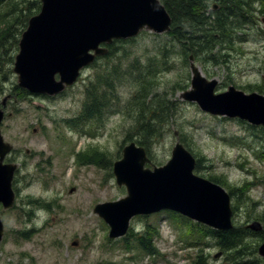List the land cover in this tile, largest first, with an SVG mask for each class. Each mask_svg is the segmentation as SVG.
<instances>
[{
    "label": "rangeland",
    "instance_id": "obj_1",
    "mask_svg": "<svg viewBox=\"0 0 264 264\" xmlns=\"http://www.w3.org/2000/svg\"><path fill=\"white\" fill-rule=\"evenodd\" d=\"M215 5L218 9L212 7V10L221 9L220 4L214 2ZM4 13L1 7L0 14ZM262 19L264 16L259 17L257 24L250 23L242 30L248 39L240 43L241 51L231 52L227 67L204 62L203 59L195 60L208 80L218 81L217 93L234 86L248 94L250 92L246 88L257 86L263 93L259 90L254 92L264 95V39L257 36L260 30H264ZM7 20L6 17L0 18V30ZM20 30L13 31L19 40L17 43L12 37L4 41L0 102L7 96L12 99L8 102L1 131L6 142L15 149L10 159L13 162L20 159L26 164L27 188L26 192L22 189L21 198L36 204V218L24 225L18 214H6L7 231L0 243V264H191L201 250L208 255L209 264H232V257L227 252L216 258L222 251L210 247L213 245L211 238L203 240L202 249L190 248L172 226L167 211L134 218L126 241L125 237L109 239L108 225L94 213L97 204L126 196L125 187L116 184L113 164L122 157L126 144L137 143L141 139L139 133H133L140 123L139 116L149 117L154 110H159L158 107L141 110L131 101L136 87L129 71L135 66L142 67L144 74L148 75L146 82L157 81L156 90L151 94L158 95L169 106L168 113L164 114L167 122L163 135L153 137L147 145L151 166L160 167L168 162L177 141L175 132H178L180 141L184 140L193 149L196 158H205L204 169L200 172L195 170L198 176L226 178L231 186L223 187L230 191L245 182L254 184L249 186L246 195L236 191L232 196L233 203L235 199L256 203L252 210L244 208L234 214V224L237 221L243 224L249 214L253 218L264 209V130L238 119L213 116L203 112L196 102L184 101L181 95L191 87L189 60L177 45L169 50L167 58H161L170 38L166 34L147 31L136 39L118 42L112 57H99L97 64L84 71L78 83L59 97L30 95L27 99L16 97L15 101L18 86L13 67L19 52ZM115 68L119 72L115 85L112 82L113 87L110 88L97 86L102 80V72L107 70L109 74ZM120 75L123 84L118 82ZM90 83L96 85L99 96L107 92L105 98L110 97V107L99 113L98 120L76 124L78 133L70 131L65 123L75 120L78 111L82 112L84 107L89 108L92 104L85 98ZM157 102L162 101L157 100L156 105ZM96 151L105 155L104 162L98 160L101 165H97L95 157L90 158L87 154ZM80 153L83 162L79 164L76 155ZM41 161L50 162L43 174L36 170ZM252 221L255 220L249 223ZM147 225L158 231L151 229L149 233L156 249L152 258L143 254L135 242L137 235L146 234ZM16 230L27 235H15L13 232ZM75 241L77 246L72 245ZM130 242L134 247H128Z\"/></svg>",
    "mask_w": 264,
    "mask_h": 264
},
{
    "label": "water",
    "instance_id": "obj_2",
    "mask_svg": "<svg viewBox=\"0 0 264 264\" xmlns=\"http://www.w3.org/2000/svg\"><path fill=\"white\" fill-rule=\"evenodd\" d=\"M40 12L30 18L22 33L13 73L17 85L34 95L57 96L73 86L81 72L96 58L105 56V46L117 40L137 37L142 31L166 34L172 18L160 0H40ZM264 23V19H262ZM191 88L184 101L196 102L213 116L239 119L264 128V95L245 93L234 86L216 93L218 81L208 80L189 57ZM7 96L0 108V127L4 120ZM177 141L171 158L163 166L152 165L146 149L135 143L123 149V157L114 164L118 186L127 195L117 201L100 203L94 208L109 226V238L124 237L133 218L172 211L194 222L218 231L234 227L232 198L221 185L195 173L196 158ZM13 147L4 141L0 128V204L5 209L14 205L12 187L16 165L5 164ZM71 191H74L72 189ZM255 233L263 225L253 221L247 226ZM4 235L0 218V243ZM77 246V242L72 243ZM264 259V241L258 248ZM218 253L216 258L220 257Z\"/></svg>",
    "mask_w": 264,
    "mask_h": 264
},
{
    "label": "trees",
    "instance_id": "obj_3",
    "mask_svg": "<svg viewBox=\"0 0 264 264\" xmlns=\"http://www.w3.org/2000/svg\"><path fill=\"white\" fill-rule=\"evenodd\" d=\"M168 13L172 17V26L169 33L166 35L170 38V44L164 47L161 58H167L175 45L181 53H184V57L188 58L193 55L195 60H204V62H210L215 65H224L227 67V59L231 56V52L241 51L240 43L247 41V33L242 30L249 26L250 23L257 24L259 17L264 16V0H161ZM214 2L220 4V10H212ZM6 12L3 15L0 14V18H7L5 26L0 30V64L2 63V56L4 50V41L10 37L14 38L15 43L17 40L13 35V31L16 29L21 30L19 34L25 31L28 22L31 17L36 15L40 11L39 0H0V8ZM242 18V19H241ZM179 20V21H178ZM18 26V27H17ZM241 34L239 35V33ZM248 34H250L248 32ZM12 35V36H11ZM264 30H260L257 36L263 37ZM19 41V40H18ZM239 46V47H238ZM114 48L110 49L109 55L106 58L113 56ZM13 62V61H12ZM143 68L135 66V69L130 70L129 76L134 80V86L136 87V94L132 95V102L141 110H145L148 107H158L159 110H154L149 117L140 115L138 120L140 123L134 128L133 133H139L141 139L137 141L138 145L145 147L147 152V145L151 142L153 137H161L164 133V126L167 122V117L164 115L168 113L169 106L163 103V100L159 99L158 95H152L151 93L156 90L157 81L146 82L148 75L144 74ZM100 76L101 81L97 83V86L105 88L113 87L115 85V79L118 75V69L115 68L108 74L105 70ZM119 77L118 82L123 84ZM113 82V83H112ZM96 85L90 83L87 87L86 101H89L90 107L87 109V117H93L98 114V109L103 106L104 108L110 107V97L107 96V92H103L98 95ZM246 90L250 93L255 90L263 91L257 86L248 87ZM18 95L15 94L17 99H27L30 96L28 91L21 90L16 87ZM93 95V96H92ZM160 100L162 102L156 101ZM131 104V102H130ZM96 108V109H95ZM101 110V109H100ZM175 113V112H174ZM153 120V123L151 122ZM146 121V122H144ZM66 124L75 128L76 121L66 122ZM160 126V128H158ZM162 128V129H161ZM262 130H264L262 128ZM185 147L192 153L193 149L188 147L184 140L181 141ZM195 154V153H194ZM193 154V155H194ZM256 156L260 155L255 153ZM195 156V155H194ZM264 157V156H263ZM82 158V156H81ZM96 158L100 159V153L96 154ZM197 165L196 171L203 170V163L205 158H196ZM211 166V165H210ZM210 166L208 168H210ZM209 180L220 184L224 187H230L226 181V178L221 176H209ZM253 183L245 182L243 186L233 187L231 191L227 189L231 196L239 191L242 195H246L249 191V186H253ZM238 189V190H237ZM247 191V192H246ZM242 197V196H241ZM256 203L250 204L243 199H235L233 203L234 214L241 209L254 208ZM171 219V224L176 231L179 232L181 239L183 238L189 245V247H204V239L211 238L213 245L211 248H218L222 252H227L232 257V264H259L262 263V259L258 255V248L264 241V209L255 216L251 217L249 214L247 221L243 224H234V227L227 231H218L211 229L205 225L195 223L187 218L181 217L178 214L168 212ZM259 221L263 224V230L259 233H255L249 230L246 225L250 220ZM180 220V223H179ZM185 222L184 223H182ZM177 222V223H176ZM153 229L156 233V228H152L150 225L146 226V234L143 236H136V247H139L143 254H154L156 249L152 244L149 233ZM186 231V232H185ZM132 232V231H131ZM134 233H132L133 235ZM126 236H130V233ZM125 236V241L128 240ZM128 247H134L130 242ZM191 264H209L208 255L203 251H199L196 257L192 260Z\"/></svg>",
    "mask_w": 264,
    "mask_h": 264
},
{
    "label": "flooded vegetation",
    "instance_id": "obj_4",
    "mask_svg": "<svg viewBox=\"0 0 264 264\" xmlns=\"http://www.w3.org/2000/svg\"><path fill=\"white\" fill-rule=\"evenodd\" d=\"M215 9H218V6H216ZM30 97H32V96H30ZM57 97H59V96H57ZM45 98H55V96L54 97L45 96ZM96 108L98 110V113L102 112L103 110L109 109V107L104 108L103 106H101V108H100L101 110L98 109V106H96ZM87 109H88L87 107H84L82 112L78 111V113L76 114V118H74L75 120H73V121H76L77 124H89L92 121H95L96 119L98 120L100 118L101 115H98V114H95V115H93V117L88 118L89 116L87 117ZM84 111H85V113H84ZM44 137L46 138V136H44ZM46 140L49 141V139H47V138H46ZM27 153L29 154L30 152H27ZM30 155L34 156V154H30ZM13 161L14 160L9 158L6 162L18 164V169L16 170V173H15L14 179H13V190H14L15 196H16L14 206L9 210H5L3 208V206L0 204V216H1V218L3 220V224H4V239L6 237V231H7V223H6L5 217H6V214L8 212L18 214V216H20L21 221L24 225H26L27 223H30V221L33 222L34 218H36V204H33V201L21 198L22 189H24V191L26 192V188H27L28 174H27V172L24 171V167L26 164L23 160H20V159H15V162H13ZM49 163L50 162L41 161V163L36 166L37 172H39L40 174L45 173L46 166ZM26 196H29V195L26 194ZM13 233L15 235L20 234L22 236L27 235V233H24L22 230H16ZM221 254L223 255V252H221ZM259 264H264V261L262 263H259Z\"/></svg>",
    "mask_w": 264,
    "mask_h": 264
}]
</instances>
